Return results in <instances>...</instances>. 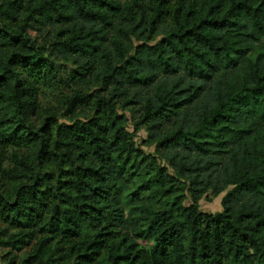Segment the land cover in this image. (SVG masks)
<instances>
[{"label": "trees", "instance_id": "16d2710c", "mask_svg": "<svg viewBox=\"0 0 264 264\" xmlns=\"http://www.w3.org/2000/svg\"><path fill=\"white\" fill-rule=\"evenodd\" d=\"M0 246L264 264V0H0Z\"/></svg>", "mask_w": 264, "mask_h": 264}, {"label": "rangeland", "instance_id": "374dc122", "mask_svg": "<svg viewBox=\"0 0 264 264\" xmlns=\"http://www.w3.org/2000/svg\"><path fill=\"white\" fill-rule=\"evenodd\" d=\"M51 101L54 102L55 99H52ZM120 112L122 113L123 111H120ZM126 115L129 118V128L128 129L131 132H134L135 131L134 126H133L135 122L134 115L130 111H126ZM135 141L137 145L141 149H143L147 154L156 153V146L149 141L148 133L144 128H141L136 132ZM225 194L226 192L222 193L219 196H213L212 194L209 193L207 195L208 196L207 199L204 197L200 201L201 210L203 212L213 213V214L222 212L223 210L222 199ZM188 204H189V199L186 201V205ZM14 253H17V252H13L10 249L3 248L0 246V264H8V261L12 258V256H14ZM19 255H22V253H19Z\"/></svg>", "mask_w": 264, "mask_h": 264}]
</instances>
